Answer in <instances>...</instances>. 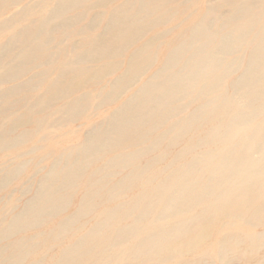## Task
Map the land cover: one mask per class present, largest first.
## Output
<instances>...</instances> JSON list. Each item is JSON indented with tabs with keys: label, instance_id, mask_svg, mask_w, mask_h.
<instances>
[{
	"label": "bare ground",
	"instance_id": "bare-ground-1",
	"mask_svg": "<svg viewBox=\"0 0 264 264\" xmlns=\"http://www.w3.org/2000/svg\"><path fill=\"white\" fill-rule=\"evenodd\" d=\"M0 69L39 70L0 94V150L119 104L0 229V264H264V0H36L0 22Z\"/></svg>",
	"mask_w": 264,
	"mask_h": 264
},
{
	"label": "rangeland",
	"instance_id": "rangeland-1",
	"mask_svg": "<svg viewBox=\"0 0 264 264\" xmlns=\"http://www.w3.org/2000/svg\"><path fill=\"white\" fill-rule=\"evenodd\" d=\"M35 1L36 0H22L21 2H18L11 10H7L1 14L0 22L8 20L13 15L22 12L28 6H30V4H33ZM44 69L46 68H41L40 70H44ZM38 71L39 70H35L32 73H30L31 75L28 74L26 77L16 82L0 85V94L1 92L2 93L6 92V90L8 88H11L12 85L19 84L33 77L36 73H38ZM0 75H1V69H0ZM97 91H101L100 88ZM117 105L106 106L98 111L89 110L85 115H81L83 117L80 116V119L77 118L75 122L73 121L70 122V120H68L69 118L68 115H66L68 118L65 117L63 119V117L61 116H65V115H63L62 113H61L62 115L60 114L59 116L61 121L58 120L59 117H57V115H54V113L52 114L47 113L44 115V120L42 124V126L43 125L44 126L43 127L41 126L42 128L41 130L38 131L39 133L38 132L32 133L34 132V130H30V128H25L22 131L19 130L16 131V133L10 135V140H12L14 138H18V136L19 137L22 136V134L29 132L28 142H26L25 144L0 150V178H2L7 171L14 169L16 165L21 164L24 166L20 172V175L18 174L17 177L14 178V180L12 179L13 181H11L8 184V186L5 187V189L0 188V221L2 222L3 219L6 220V221L4 220V222H2L0 225V229L2 230V232L3 229H7L8 226L11 224L10 222L11 219H13V216H16L18 213H20L23 210V207H25L26 204L31 200V198L35 194L36 187L38 186L37 183L41 180L42 177L46 175V173L48 174L51 171L50 169H52V166L55 164V162L61 159L63 160L62 162L64 163V161H66V157L68 158L67 155L70 154L71 151L77 149L82 145V143L86 138V134H88L92 126L102 122L103 120H105V118L109 117L112 110L118 107ZM57 106L61 112L62 109L61 106H59L58 104ZM42 116H40L41 119L43 118ZM64 120L65 123H63ZM55 124L56 127H54ZM2 127L3 129H6L8 126L7 125L4 126L2 124ZM103 162L104 161H99L96 165L99 166L104 165ZM80 196L81 194H77L74 197L72 206L69 208L70 210H68L66 215L73 213L75 205L79 202ZM66 215H63L60 218H56V220H50L51 222H47L49 224H46V227H42L40 229L36 228V229L25 230L19 235L12 237L8 242H15L20 239L29 240L36 236H39L41 232H47L48 229H51L53 226L57 225ZM5 225H7V227ZM47 243H51V242H47ZM53 245L59 246L60 242H53L52 246ZM2 247L3 244H0V250ZM56 252L57 251H55L54 248L48 250V247H46L43 248L42 251L34 253L33 255H36L37 258L39 257L38 259H41L44 258L46 255H52L55 254ZM232 264H241V263H232Z\"/></svg>",
	"mask_w": 264,
	"mask_h": 264
}]
</instances>
